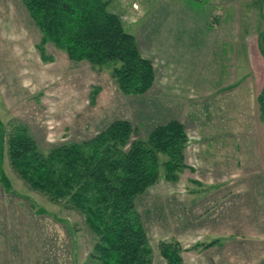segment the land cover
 Here are the masks:
<instances>
[{
    "label": "rangeland",
    "instance_id": "1",
    "mask_svg": "<svg viewBox=\"0 0 264 264\" xmlns=\"http://www.w3.org/2000/svg\"><path fill=\"white\" fill-rule=\"evenodd\" d=\"M109 1L153 63L141 96L122 94L111 68L73 62L50 43L43 60L21 0H0V264H94L97 243L82 214L12 169L11 133L25 128L46 155L116 120L143 139L172 119L185 127L188 168L135 202L151 264H168L161 242L180 248V264H264V0H219V9L207 0Z\"/></svg>",
    "mask_w": 264,
    "mask_h": 264
},
{
    "label": "trees",
    "instance_id": "2",
    "mask_svg": "<svg viewBox=\"0 0 264 264\" xmlns=\"http://www.w3.org/2000/svg\"><path fill=\"white\" fill-rule=\"evenodd\" d=\"M21 2L41 33L43 60V47L50 43L73 62L111 68L124 95L141 96L153 86L152 61L143 56L119 16L108 10L109 0ZM135 134L129 121L116 120L90 140L63 144L46 155L25 128H17L7 140L10 165L31 189L84 216L97 237L89 256L94 264H151L136 199L160 178L178 181L188 168V140L180 122L158 125L143 139ZM1 181L7 184L6 177ZM158 248L168 264L182 262L180 248L162 242Z\"/></svg>",
    "mask_w": 264,
    "mask_h": 264
},
{
    "label": "crops",
    "instance_id": "3",
    "mask_svg": "<svg viewBox=\"0 0 264 264\" xmlns=\"http://www.w3.org/2000/svg\"><path fill=\"white\" fill-rule=\"evenodd\" d=\"M206 4L208 5L207 7L211 9V7H215L216 9H219V0H207ZM215 9V10H216Z\"/></svg>",
    "mask_w": 264,
    "mask_h": 264
}]
</instances>
